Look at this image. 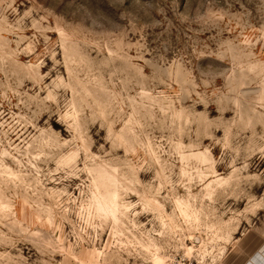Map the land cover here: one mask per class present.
I'll return each mask as SVG.
<instances>
[{
    "label": "rangeland",
    "instance_id": "obj_1",
    "mask_svg": "<svg viewBox=\"0 0 264 264\" xmlns=\"http://www.w3.org/2000/svg\"><path fill=\"white\" fill-rule=\"evenodd\" d=\"M262 243L264 0H0V264Z\"/></svg>",
    "mask_w": 264,
    "mask_h": 264
},
{
    "label": "crops",
    "instance_id": "obj_2",
    "mask_svg": "<svg viewBox=\"0 0 264 264\" xmlns=\"http://www.w3.org/2000/svg\"><path fill=\"white\" fill-rule=\"evenodd\" d=\"M252 251V255L234 256L229 264H264V243L257 244L252 248Z\"/></svg>",
    "mask_w": 264,
    "mask_h": 264
}]
</instances>
